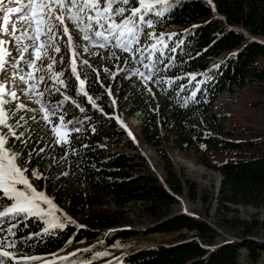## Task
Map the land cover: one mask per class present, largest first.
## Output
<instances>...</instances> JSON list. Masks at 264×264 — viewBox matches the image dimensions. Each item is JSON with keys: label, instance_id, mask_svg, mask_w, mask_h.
<instances>
[{"label": "trees", "instance_id": "1", "mask_svg": "<svg viewBox=\"0 0 264 264\" xmlns=\"http://www.w3.org/2000/svg\"><path fill=\"white\" fill-rule=\"evenodd\" d=\"M171 3V14L155 29L156 34H175L166 43L176 51L165 48L163 63L159 65L160 75L165 81L171 79V84L150 85L152 93H149L140 79L128 71L132 67L145 71L143 65L125 64L128 53L112 49L111 45L105 56L95 50L86 52V58L79 56L75 61L77 72L81 79L87 72L84 88L99 110L89 108L87 100L77 94L66 76L68 81L59 86L61 92L75 98L84 108L81 112L71 100L64 103V108L69 109L65 121H72L80 129L75 132L68 126L67 144L53 143L55 134L50 131L51 124L43 121L39 105L34 102L28 107L36 109V113L25 112L10 101L8 113L15 114L12 123L20 116L36 118L27 121L32 132L28 145L9 140L8 146L17 152L22 150L24 160L32 152L26 173L30 183L50 196L68 216L58 213L65 227L47 233L41 231V223L30 217H19V223L11 221L16 224L12 229L15 235L7 232L10 223L0 224L5 229L0 237L17 241L29 237L27 243H18L10 249L17 257L40 256V261L30 262L37 264L51 254L82 243L89 248L52 264H101L98 253L117 239L163 232L174 235L170 242L148 246L106 264H264L262 142L234 138L233 132L226 128L225 118L217 114L214 106L221 94L234 93L250 81H264V42L253 39L264 38V0H212L211 4L208 0H171ZM109 50L120 59L109 56ZM148 54L145 51L143 58ZM88 58L91 68L82 64ZM169 61L171 66L163 68ZM57 72H62L61 68ZM42 99L55 105L63 96L53 93L49 97L45 93ZM116 106L139 120L142 141L161 157L164 181L170 191L144 168L138 154L117 150L127 138L112 117ZM61 114L63 109H57L55 114L50 113V120L60 123ZM164 142L176 153L192 156L198 164L220 175L215 207L222 210L225 225L235 232L233 237L223 236L200 218L184 213L172 215L177 196L186 194L191 200L199 198L206 203L213 193L200 192L196 183L181 177L163 153ZM40 148H45V152L36 155ZM33 169L42 174L41 179L32 176ZM134 205L139 206L138 216L149 222L141 228L124 225L130 219L127 208ZM240 205L251 206L261 215L251 221L226 217L235 211L233 206ZM68 218L75 223H68ZM34 233L42 235L37 237ZM242 251L246 254L244 263L240 260Z\"/></svg>", "mask_w": 264, "mask_h": 264}, {"label": "snow or ice", "instance_id": "2", "mask_svg": "<svg viewBox=\"0 0 264 264\" xmlns=\"http://www.w3.org/2000/svg\"><path fill=\"white\" fill-rule=\"evenodd\" d=\"M208 3L211 4L212 0H208ZM172 7L171 0H7V3L5 0H0L3 23L10 27V32L9 27L0 30V209H2L0 224L10 223L7 232L15 235L12 229L16 227V224H11V221L15 220L19 223L21 216L25 219L28 217L43 219L48 225L43 229L44 233H47L49 228L63 229L65 227L64 222L54 215L57 209L52 199L44 192L37 191L26 175L32 152H29L28 159L24 160L22 150L17 152L8 146L9 140L18 141L21 145L27 146L32 140V132L27 127V121L36 118L35 115L27 118L20 116L15 123L11 122L15 114L7 113L4 106L8 102L7 97L17 100L18 92L8 85H14L16 77L23 81L26 87L19 91L26 93L35 104L39 105L43 121L51 124L50 131L55 134L56 139L53 143L67 144L69 143L67 140L69 133L66 131L68 126L71 125V130L75 132H79L80 129L72 121H65V115L69 109L64 108V103L71 100V104L79 108L81 112H84V108L75 98L65 95L57 87V84H65L64 80L60 79L63 73L53 71L55 63H62L65 60L63 54L59 56L52 54L61 53L59 38L67 37L64 43L73 56L72 75L79 81L78 95L87 80V72L84 74V79H81L77 72L75 57L79 54L78 49L82 47L85 52L95 50L99 54L100 49L108 50L109 45L112 49L128 53L124 57L125 64L143 65L145 71H141L138 67H132L128 71L137 76L144 88L152 93L150 85L160 86L162 83H172L171 79L165 81L160 75L162 69L159 65L163 63L165 48H168L170 52L176 51V48L166 43V40L172 39L175 34L155 33L160 21L171 14ZM213 10L215 11L214 6ZM4 33H8L7 38ZM81 39L85 42L83 45L80 44ZM89 44L92 48L88 47ZM145 51L149 54L143 58ZM108 55L114 59H120L111 50L108 51ZM144 59L148 62L145 63ZM82 64L91 68L87 59L83 60ZM170 66V61L168 64H163V68ZM26 69L31 71L25 72ZM112 76L115 77L116 73L113 72ZM49 81L52 83L49 84ZM97 81L99 82V76ZM41 85L43 87H40ZM45 93H48L49 97L53 93H59L63 99L58 100L55 105H50L42 99ZM83 95L87 97L93 108H98L86 91ZM16 108L25 112H37L36 109H29L22 102H18ZM57 109H63V114L59 116L61 123L50 120V113L55 114ZM117 123L125 127L119 118ZM21 128L24 130L18 131ZM5 129L7 131H4ZM125 130L127 131L126 127ZM93 131H95L94 128ZM44 152L45 148H40L36 155ZM21 160L23 164L20 163ZM53 163L57 161L53 160ZM32 176L36 179L42 178V174L36 169L32 170ZM49 217L51 219H48ZM67 222L75 223L70 218ZM4 231L5 229L0 228V232ZM33 235L39 237L42 233ZM28 240L29 237H24L22 241L9 239L7 236L0 237V264H30V262L40 261L42 259L40 256L17 257L10 250L16 248L18 243H27ZM59 259H67V257H59ZM44 264H52V262L45 260Z\"/></svg>", "mask_w": 264, "mask_h": 264}, {"label": "rangeland", "instance_id": "3", "mask_svg": "<svg viewBox=\"0 0 264 264\" xmlns=\"http://www.w3.org/2000/svg\"><path fill=\"white\" fill-rule=\"evenodd\" d=\"M13 22L15 23V21ZM5 27L9 26L5 25L3 28ZM3 28H0V30H2ZM4 36L5 38H7L8 34L4 33ZM59 39H61V53L52 54L54 56L63 54L65 56V60L62 63H55L53 65V71L57 72V68H61L63 76L60 77V79L68 81L67 79H65L66 76H68L69 80L71 81L70 83L74 85L75 90L77 91L80 85L79 81L76 79V76L72 75L73 56L72 53L67 50L64 43L66 42L67 37H62ZM253 39L264 42L263 37H253ZM84 43L85 42L81 39L80 44L83 45ZM89 45L91 46V44ZM89 45L88 47L90 48ZM5 46L7 47V45ZM78 52L79 54L75 57V61L79 56H81L82 58H86L87 53L83 51L82 47L78 49ZM99 54L105 56L107 54V51L105 49H100ZM89 60L90 58H88V61ZM262 63L259 64V67L262 66ZM29 70L30 69H26L24 71L26 72ZM51 83L52 81H49V84ZM59 86L61 85L57 84V87ZM8 87L18 92V99L13 100L15 101V104H17L18 102H22L25 103L28 107H31L34 104L33 99L24 96L21 91H19V89L26 87V85L18 77L15 78V84H9ZM40 87H43V85H41ZM83 92H85L84 87L79 96H84ZM84 98L87 100L89 108L99 110V108L92 107V104L88 101L87 97L84 96ZM6 99L8 102L4 107L5 111L8 113V107L10 106V101L12 99H10V97H7ZM214 106L217 114L225 118L226 128L230 129L233 132L234 138H244L251 139L255 142H262V150H264V81H250L245 84L242 89L237 90L234 93H223L215 100ZM112 117L116 123L117 118H119V120L127 129L126 131L125 127H121V124L117 123L119 127L124 131L127 138L126 143L117 148V150L138 154L139 161L142 162L144 168L151 174L155 175L159 179L160 183H162L170 191L164 181L165 171L163 169L161 157L154 151L153 148L142 141V138L140 136L139 120L137 118L130 117L127 113L124 112V110L121 109V107L119 108L118 106L115 107ZM129 133H131V135H129ZM162 148L164 151L163 153L173 164L174 168L180 173L182 178H188V180L196 183L197 188L200 192L205 191L208 194L213 193V197H210L206 203H202L199 198L191 200L186 194L179 195L177 196V204L174 207L175 212H180L200 218L208 224L212 225L223 236L227 238L233 237L235 232L233 233L229 231L227 226L225 225L224 219L222 218V210H217V208L215 207V195L216 189L219 185L220 175L215 171L198 164L194 157L189 155L183 156L176 153V151H174V149L171 148L168 143L164 142ZM48 197L51 198L50 196ZM42 206L46 207L45 205ZM233 207L236 208L235 211L227 213L226 217L236 216V218H238L239 220L251 221L252 219L258 218L261 215L258 210L251 206L240 205ZM56 209L57 211H55L54 215L57 216L60 221L61 218L59 217L58 213H61L63 216L68 217L66 213L58 208L57 205ZM127 210L129 214L128 216L130 218L126 220L127 222L124 224L127 228H141L149 223L145 220V218L138 216V205H134L131 207L129 206ZM30 218L33 220V222L37 221L42 224V232L43 229L48 227L43 219L36 217ZM48 219L51 218L49 217ZM79 220L81 221V218H79ZM53 229L54 228H49L48 231ZM173 236L174 235L170 233L156 232L147 235H134L127 238L121 237L117 239L115 244H113L111 247L101 253H98L100 259L102 260L101 264L109 263L112 260L119 258L120 256L131 252H136L148 246L170 242ZM87 248H89V246L80 243L77 245H73L62 252L51 254L47 256L45 260L55 263L57 260H59V257H69L71 254L77 252L78 250ZM240 260L243 263L246 262V254L244 251H242L241 253ZM42 262L44 264V261ZM42 262L38 264H42Z\"/></svg>", "mask_w": 264, "mask_h": 264}, {"label": "water", "instance_id": "4", "mask_svg": "<svg viewBox=\"0 0 264 264\" xmlns=\"http://www.w3.org/2000/svg\"><path fill=\"white\" fill-rule=\"evenodd\" d=\"M58 208H59V207H58ZM177 213H180V212H174L172 215L177 214Z\"/></svg>", "mask_w": 264, "mask_h": 264}]
</instances>
